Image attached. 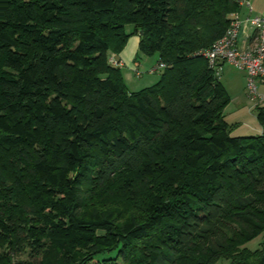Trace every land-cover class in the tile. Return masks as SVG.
<instances>
[{"label": "trees", "instance_id": "trees-1", "mask_svg": "<svg viewBox=\"0 0 264 264\" xmlns=\"http://www.w3.org/2000/svg\"><path fill=\"white\" fill-rule=\"evenodd\" d=\"M239 10L0 0V264H264V106L232 136L196 55ZM132 36L164 65L135 92L109 59Z\"/></svg>", "mask_w": 264, "mask_h": 264}, {"label": "built area", "instance_id": "built-area-1", "mask_svg": "<svg viewBox=\"0 0 264 264\" xmlns=\"http://www.w3.org/2000/svg\"><path fill=\"white\" fill-rule=\"evenodd\" d=\"M236 1L239 6H246L248 12L252 13L249 0ZM229 20L230 24L224 35L196 55L203 57L216 75L224 64L244 72L248 96L257 103H262L263 97L258 93V84L264 83V17L248 16L242 19L238 12H234L230 14ZM110 64L121 66V62L116 59L110 60ZM163 68V64H158L150 73Z\"/></svg>", "mask_w": 264, "mask_h": 264}, {"label": "crops", "instance_id": "crops-1", "mask_svg": "<svg viewBox=\"0 0 264 264\" xmlns=\"http://www.w3.org/2000/svg\"><path fill=\"white\" fill-rule=\"evenodd\" d=\"M252 8V13L248 12L246 6H240L238 11L240 18L244 19L248 16H263L264 17V0H249ZM131 40L132 43L130 42ZM138 41L134 36L130 38L123 51L116 56V60L121 62V72L124 82L131 92H135L147 87H150L159 80V73H150L154 67L148 69V73L141 75L138 68L141 67L142 59L138 56ZM158 63V62H156ZM156 67V66H155ZM227 69V70H226ZM220 77V78H219ZM218 79L226 89L230 103L224 110L225 120L229 124H236L237 129L242 128L240 134L235 136L258 135L261 133V128L256 120L255 107L257 104L264 106V83L258 84V92L263 97L262 103L248 96L246 91L245 73L235 70L231 66L224 64ZM254 101V102H253ZM230 119V120H229Z\"/></svg>", "mask_w": 264, "mask_h": 264}, {"label": "rangeland", "instance_id": "rangeland-1", "mask_svg": "<svg viewBox=\"0 0 264 264\" xmlns=\"http://www.w3.org/2000/svg\"><path fill=\"white\" fill-rule=\"evenodd\" d=\"M131 30V27L129 26V27H127V31H130ZM133 37V39H134V36H132ZM131 37V38H132ZM129 40H130V38H129ZM128 40V41H129ZM132 41L133 40H131L130 42L132 43ZM130 42H128V44L130 43ZM139 57L142 59V61H141V67L140 68H138V71L141 73V75H145L146 73H148L147 71H148V69L150 68V67H155L156 65H157V56L156 55H154V56H152V57H146V56H143V55H139ZM110 60H112L113 61V59H115V57L113 56V55H111L110 56V58H109ZM118 67V66H117ZM120 68V67H119ZM227 70V69H226ZM159 72H161V70L160 69H158L157 70V72L156 73H159ZM220 73V72H219ZM218 73V74H219ZM160 74V73H159ZM218 76V75H217ZM220 78V77H219ZM259 93V92H258ZM254 102V101H253ZM230 103V102H229ZM230 120V119H229ZM232 125V124H231ZM259 125V124H258ZM238 127H236L233 131H232V133H231V135L232 136H235L236 134H240V132H242V128H240V129H237ZM253 135H249V136H255L254 135V133H252ZM261 240H262V237L260 236V237H258V238H256V239H254L253 241H251L250 243H248L247 245H246V248H248L249 250H255V249H257L258 247H259V245H260V242H261ZM24 259V258H23ZM216 264H229L226 260H220V261H218Z\"/></svg>", "mask_w": 264, "mask_h": 264}]
</instances>
